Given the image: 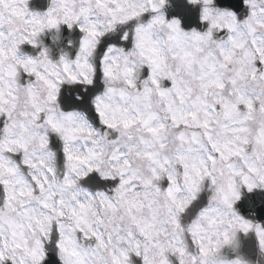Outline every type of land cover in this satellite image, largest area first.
<instances>
[{"label": "snow or ice", "instance_id": "obj_1", "mask_svg": "<svg viewBox=\"0 0 264 264\" xmlns=\"http://www.w3.org/2000/svg\"><path fill=\"white\" fill-rule=\"evenodd\" d=\"M264 258V0H0V264Z\"/></svg>", "mask_w": 264, "mask_h": 264}, {"label": "clouds", "instance_id": "obj_2", "mask_svg": "<svg viewBox=\"0 0 264 264\" xmlns=\"http://www.w3.org/2000/svg\"><path fill=\"white\" fill-rule=\"evenodd\" d=\"M252 264H264V258L253 260Z\"/></svg>", "mask_w": 264, "mask_h": 264}]
</instances>
